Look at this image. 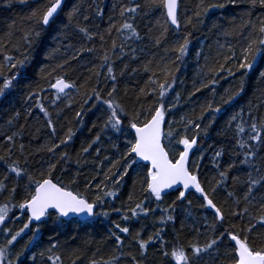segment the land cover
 <instances>
[{"label":"snow or ice","instance_id":"1","mask_svg":"<svg viewBox=\"0 0 264 264\" xmlns=\"http://www.w3.org/2000/svg\"><path fill=\"white\" fill-rule=\"evenodd\" d=\"M18 2L30 5V13L23 17L28 24L18 39H12L15 33L9 31L8 43L0 41V98L21 88L24 81L28 103L24 122L16 111L7 121V131L0 133V234L4 237L0 264H18L23 251L14 255L13 246L30 225L38 222L31 244L41 224L51 220L62 225L71 217L108 221L105 244L110 253L97 258L98 248L88 264H264L261 105L249 103L247 109L229 115L217 131L223 140L218 147L210 146V156L202 147L223 106L232 105L244 93L246 78L264 60V0H197L192 15L183 17V0H120L112 5L104 29L100 24L105 9L99 0ZM12 3L4 0V7ZM240 3L248 5L247 19L240 26L247 43L238 54L228 47L223 62L209 68L208 79L191 92L189 100L204 88L211 93L212 99L198 105L199 113L193 108L179 121L170 120L180 100L179 93L174 102L169 97L176 85L177 62H183L192 42L187 29L202 24L213 9ZM256 9L262 15L253 20ZM9 28L15 29V23ZM46 33H54L53 39L60 41L62 60L45 63L56 60L61 52L57 47L45 50L43 61L37 62ZM85 53L98 63L88 69V76L70 78L72 62H79ZM34 62L47 88L32 87L28 69ZM221 73L230 77L239 73L240 83L234 91L225 89L217 100L215 85ZM125 76L137 82L132 95L127 86L123 90L119 86ZM258 78L264 81V70ZM48 89L54 90L52 99L43 95ZM36 109L42 115H35ZM65 109L74 111L81 127L86 112L100 113V131L109 133L113 154L102 149L98 133L74 156L68 149L77 129L69 124L62 134L57 131ZM32 119L42 121L47 131L41 136L40 128L34 129L26 142ZM32 140L38 141L35 147ZM206 159L211 168L204 171ZM126 178L131 179L132 190L124 200L121 189ZM16 211L26 222L13 231L8 225L20 219ZM113 214L118 218L111 219ZM58 247L54 242L47 255L40 256L50 264H64ZM80 259L73 251L69 264Z\"/></svg>","mask_w":264,"mask_h":264},{"label":"trees","instance_id":"2","mask_svg":"<svg viewBox=\"0 0 264 264\" xmlns=\"http://www.w3.org/2000/svg\"><path fill=\"white\" fill-rule=\"evenodd\" d=\"M79 2V0H68V3ZM209 2V0H206ZM214 2V0H212ZM87 3V0H85ZM100 6L105 9V16L103 22L100 24L101 29L108 26V14L112 12V5L119 4L120 0H99ZM197 0H183L181 4V15L191 16L192 10L195 7ZM248 8L247 3H240L237 5L228 4L223 9H213L207 16L203 18L202 24H197L195 27L189 26L187 31L191 32V44L189 47V53L184 58L183 62H177L179 70L175 72L176 85L172 92L169 93L171 98L170 102L175 101V93H179L180 100L168 117L170 120L179 121L180 117L184 114H191L192 109H196V113H199V104H203L205 101L212 99L211 93L208 88L202 89L195 96L188 99L191 92L195 90L196 87L200 85L202 81H206L209 75V68L214 67L217 62H223V56L227 53L228 47H232L233 50L238 54L242 45L246 44L247 41L244 36L240 35V26L247 19L245 15V10ZM30 13V5L21 4L18 0H13L11 7H4V0H0V41L7 44L9 37L6 35L9 31H13L15 35L12 39H18L22 35V29L27 27L28 22L23 19ZM114 14V13H113ZM261 10L256 9L253 13V20L256 17L261 16ZM15 23L16 28L10 29L9 25ZM154 23V21H153ZM213 24L218 25V27H213ZM144 25L141 24V30H143ZM158 30V29H157ZM245 33L247 29L243 30ZM54 33H46L42 38L40 54H38L37 62L43 61V52L45 50H52L57 47L61 48V52L57 53L56 60L45 63H55L58 60L63 59L64 49L60 44V41L53 39ZM115 35V34H113ZM223 45L224 47H221ZM152 51H156L153 49ZM201 53L197 56L196 53ZM7 54H15L12 51H8ZM163 55V52L160 53ZM18 55V54H16ZM71 55V51L68 52ZM174 56L175 53H170ZM148 58V57H146ZM2 56H0V61H2ZM28 69V75L31 77L32 87H36L37 84L47 88L45 82L41 81L35 67V64ZM73 68L69 70V77L76 79L77 77H86L89 75V68H92L94 64L98 61L94 60L91 54L85 53L79 62L73 61ZM260 70H264V60L253 70L252 73L246 78L245 91L232 105H224L220 114H218L217 122L211 130L210 137L204 141L202 147H204L208 155H211V147H218L220 141L223 140L222 136L217 135V131L223 128L224 123L229 115L234 111H238L240 108L247 109L249 103L253 105H261V112H264V81H260L258 78V73ZM14 71V70H13ZM239 73L236 77L227 76L226 73H221L217 77L218 83L215 85L217 92L216 99L224 93L225 89L235 90L239 86ZM79 82V81H78ZM136 81L132 80L130 77L125 76L121 78L120 88L123 90L125 86L128 87L129 95H132V89L136 86ZM25 82H21V88L11 92L4 98H0V133L7 131L8 125L7 121L14 115L16 111L21 112L20 122H24V111L27 107V103L24 99V93L27 88L24 86ZM75 95V93H73ZM47 99H52L54 95L53 89H48L47 93H44ZM76 100L79 101L80 97L76 96ZM78 108V105H74ZM85 107H87L85 105ZM35 115L40 116L38 109L35 110ZM100 113L95 110L86 112L83 116V126L81 127L74 119L75 113L72 110L65 109V112L61 116V120L57 124L58 133H63L66 131L69 124L77 129L76 135L71 142V147L68 149L75 156L81 149V146L90 142L92 138L98 133L101 135L102 139V149L106 150L108 155L113 154V149L111 148V141L108 139L109 133L100 131L101 121L98 119ZM96 127H93V124ZM40 128L41 136L47 131L42 124V121L32 119L31 123L28 125L26 133L27 136L34 129ZM112 138L115 139L116 134L112 133ZM38 141L32 140L31 145L35 147ZM211 146V147H210ZM96 145L93 146L95 148ZM103 155V152H102ZM92 158H94V153H92ZM102 158V157H101ZM227 159V157H224ZM207 171L211 168L208 164L207 159L204 161ZM107 164V162H105ZM91 167V166H89ZM75 165H73V169ZM87 175L90 172L86 171ZM211 175L210 172H208ZM126 183H124L121 189V198L126 200L128 192L131 189V179L126 178ZM116 206H120V200L115 201ZM195 205V201H194ZM20 216L19 220L8 226L13 229V231L18 230L23 226L25 217L20 215L18 211L15 213ZM177 215L179 217L180 210H177ZM116 214H113L111 219H117ZM77 221H80L77 223ZM151 225V221H148ZM36 224L30 225L28 229L21 234L17 242L13 246V254L23 251L18 264H50L45 258L40 256L41 252H45L47 255V249L54 242H58L59 247L56 250L57 254H60L64 259V264H69V256L73 251H76L81 259L77 260V264H88L89 259L92 258L94 253H97V249L100 252L97 253V258L100 256H107L110 253V249L106 246V229L108 227V221L102 218L95 221H81L72 220L66 221L62 225H57V223L51 220L47 223L40 225V232L37 234V239L29 243V240L34 232ZM176 227H180V220L177 219ZM167 232L169 238L171 237L172 228L168 227ZM4 243V237L0 234V244ZM27 246V247H26ZM36 259L33 261L32 256Z\"/></svg>","mask_w":264,"mask_h":264},{"label":"water","instance_id":"3","mask_svg":"<svg viewBox=\"0 0 264 264\" xmlns=\"http://www.w3.org/2000/svg\"><path fill=\"white\" fill-rule=\"evenodd\" d=\"M73 219L81 220V221H89L92 218H88V217H71V218H65L66 221H70V220H73ZM36 223H38V222H36ZM36 223H34V224H36Z\"/></svg>","mask_w":264,"mask_h":264},{"label":"bare ground","instance_id":"4","mask_svg":"<svg viewBox=\"0 0 264 264\" xmlns=\"http://www.w3.org/2000/svg\"><path fill=\"white\" fill-rule=\"evenodd\" d=\"M73 220H76V219H73ZM70 221H72V220H70ZM90 221V220H89ZM85 222H87V221H85Z\"/></svg>","mask_w":264,"mask_h":264}]
</instances>
